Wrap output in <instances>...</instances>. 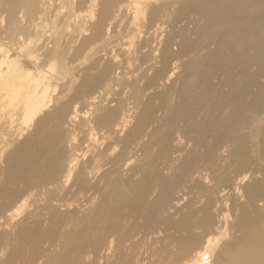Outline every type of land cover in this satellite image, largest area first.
I'll list each match as a JSON object with an SVG mask.
<instances>
[{
    "label": "bare ground",
    "instance_id": "6f19581e",
    "mask_svg": "<svg viewBox=\"0 0 264 264\" xmlns=\"http://www.w3.org/2000/svg\"><path fill=\"white\" fill-rule=\"evenodd\" d=\"M112 1L105 0L102 10L113 7ZM119 2L124 4L115 6L114 17L149 10L143 30L131 34L144 37L137 43L138 52H146L137 77L126 76L120 51L127 53L122 46L128 39L122 35L127 40L115 36L102 65L93 61L79 82L66 80L54 96L25 77L27 66L17 69L23 62L16 65L11 52L4 50L13 63L0 56L6 66L0 65V150L4 135L16 142L3 177L18 182L31 170L36 178L25 186L27 196L17 209L38 204L42 191L75 194L80 215L71 219L51 264H73L70 252L98 264H264V0ZM176 4L177 26L203 19L196 38L185 30L180 36L165 32ZM93 35L89 40L97 39ZM34 184L38 191H29ZM52 200L47 206L69 212L63 198ZM21 234L36 242L38 233L24 225Z\"/></svg>",
    "mask_w": 264,
    "mask_h": 264
},
{
    "label": "rangeland",
    "instance_id": "374dc122",
    "mask_svg": "<svg viewBox=\"0 0 264 264\" xmlns=\"http://www.w3.org/2000/svg\"><path fill=\"white\" fill-rule=\"evenodd\" d=\"M104 1L105 0H0V56H1V54L2 55L5 54L4 57L7 58L5 60H7L8 62L11 61L13 63L12 60L14 59L13 58V55H14L15 56V59H14L15 64H16L17 59L22 60V61L17 60L18 63L16 65H18L19 67H20L19 62H23V63H21V67L20 68L17 67V69L22 70V68H25L26 66L27 67L29 66L30 69L26 67L24 70L25 72L21 71V73L27 72L26 76L24 73L21 74L19 72V74H21L22 76L24 75L27 79L33 78V79H35L34 81H37V82L40 81L39 84L40 85L44 84V87L48 91V92L46 91L48 93V95L50 93V94H52V96H54V95H56V92L59 93L62 90L61 85H62V87H64V85L66 86V84H64V83H66L67 81L70 82V80L73 77L76 79L78 77V82H79V80L81 78L80 76L82 74H84V71L85 70L90 71L88 68L92 67V66H90V64L93 65L92 64L93 61L99 59L100 65H102L108 59L103 55V52L107 51L110 48L112 49L114 47V44H116L115 40L122 39L125 41V39L127 38L128 41H125L126 45L123 43L124 41H119V42H121L122 44L125 45V46L121 45L122 47H124V48H122V50H124L125 53L127 52L126 54H129V55L126 56V54H124V53H122V51H120V54L121 55L123 54V56H121V55L120 56L123 57V59L125 60V62H123V64H124L123 66L124 67L126 66V69L124 68L125 72L128 73L126 76L127 77H137L138 73H137L136 68H138L140 66L141 60L144 59L145 55L142 56V54H146V52L143 53V51L142 52L139 51L140 53L138 52V44L137 43H139L144 37L141 36L138 39L136 36H134V37L131 36V34L134 31L136 33L135 35H139L137 32V29L143 30L141 28L143 25L146 24V22L148 20L147 14H148L149 10L146 9L144 11H134V9H130L129 11H126L128 13L123 12L120 15H117V17H114L117 14V12H116L114 15V9H118L116 7L121 6L124 3L119 2V0H117V1L114 0V1H112V4L114 6L111 7V4H110L109 9L107 11H105V10L103 11L102 7L104 4ZM119 3H121V5ZM178 8H181V4H176L175 7L173 8V11L169 17V24H168L169 26H167L165 32L167 30H168L167 32H172V31L178 32L177 35L180 36V34H181L180 32H183V30H185V32L187 31L186 32L187 34L189 32L190 37H193L192 39L196 38V34L194 32H197V34L200 33L199 30L201 31L202 23H204V21H202L203 19L198 20V21H200V23L197 22L195 24L193 22V24L192 23L189 24L190 26L189 25L177 26V21L180 20L179 19V14H180L179 10L180 9L178 10ZM61 10H62V12H61ZM131 10H133V11H131ZM130 12H133V14H130ZM191 13H192L191 11L188 12L186 14V16H188V14L190 15ZM129 14L131 15L132 18L130 17ZM103 15H105V18ZM102 19H104L103 23H102ZM171 19H173V20L171 21ZM97 24H99V26ZM101 24H103V26H100ZM194 24L196 26L197 25H199V26L196 27ZM193 25L196 28H194ZM133 26L135 27V29ZM100 27H103V28L100 29ZM126 27H127V30L125 29ZM180 27H182L183 29ZM189 27H190L191 31L188 29ZM192 27H193V29H192ZM121 31H124V32L129 31L130 33L125 32V34L123 33L125 35L124 36L123 34H121ZM96 32H98V33H96ZM112 32H114V33H112ZM115 33L118 34V36ZM92 34H94L93 38L97 37L96 40L93 39L95 41L91 40ZM96 34H97V36H95ZM121 35L123 37H126V36L127 37L125 39H123V37H120ZM98 36H101V37H98ZM106 36L109 37V39ZM115 36L117 37V39H115L116 38ZM82 37L85 38L84 40L86 42L82 39ZM118 37H120V38H118ZM135 37L137 38V40H135ZM71 38H72V40H71ZM89 38H91V39L89 40ZM63 40L65 43H63ZM80 40H82V43L80 42ZM90 41L91 42L93 41L92 45H91ZM111 41L114 42L113 46L111 45L112 44ZM101 42H103V43L105 42L106 44L110 43V46H109V44H107L108 47H106L107 45L103 44ZM84 43H86V44H84ZM99 43H101V47H99V45H100ZM73 44H75V45H73ZM81 44L84 47H81ZM85 45H87L88 48ZM89 46H91V47H89ZM127 46H128V49H127ZM50 47L51 48L53 47L52 49H54V50H52ZM68 47H69V49H68ZM77 47H79V48L81 47V49L82 48L84 49V50L80 49L82 54L80 51H78L79 49L78 50L76 49ZM92 47L94 49H95V47L99 48V51H98V49H95L94 51L91 49L92 50V52H91V50L89 48H92ZM74 49L77 50L78 54H80L79 57L80 56H83V57L78 58L77 54L75 55L76 51ZM87 49L91 53L88 52ZM105 49H107V50H105ZM4 50L6 51V53H9V52L12 53V55H10L11 53H9V56L11 58H13L12 60H10V61L8 60L9 56L6 55ZM83 52L85 55L83 54ZM114 52H116V51H114ZM115 54H117V52ZM102 56H104L105 59H103ZM2 60H3L2 57H0L1 62H2ZM7 61H6V63H7ZM69 61H71V62H69ZM2 63L0 65H2ZM6 63H5V65H6ZM24 63H25V65H23L24 66L23 67L22 64H24ZM11 65H12L11 63H10V66L8 65V67L10 69L14 66V65L13 66H11ZM84 66H86L85 68H87V69H85ZM2 67L4 68L3 65H2ZM5 69H6V66H5L4 70ZM26 69H28L30 72H28ZM80 69H82V71ZM4 70H3V72H4ZM181 70H182V68L179 70V73H178L179 75H180V73L182 74ZM13 71H15V70H13ZM66 71H67V73H66ZM87 71H85V72H87ZM32 72L34 74H39L41 72H44L45 76H43V74H42V76L40 74L35 76ZM76 72H78V73H76ZM30 74L31 75L33 74L32 77ZM27 75H28V77H27ZM150 75H151V73H147L144 78L145 79L150 78ZM24 76L22 78H24ZM38 76H41V77H39L40 80L36 79V77H38ZM45 77L47 78L48 81L47 80L45 81V79H46ZM49 77H50V79H49ZM63 78H65V79H63ZM61 80H63V81H61ZM173 84H175V85H173ZM169 85L172 86V88H173V86L175 88V86H177V82H172V83L169 82ZM47 86H48V88H47ZM74 88H75V86H74ZM130 90L131 89L126 88V91H125L126 94L129 92L131 94L134 93L133 91H130ZM135 93H137V92L135 91ZM169 93H171V92H169ZM131 97L132 96L129 97L130 101L138 100V98L136 99L135 97H132V98ZM159 104H161L160 101H158V100L155 101V105L158 106ZM140 112H141V109H139L138 113H136V114L134 113L135 115L132 114L133 118L130 117V123H129L130 125L129 126H131L136 121V119H137L136 116H138ZM134 117H135V119H134ZM131 122H132V124H131ZM30 127L32 128V125ZM30 127L28 128L29 129L28 131H30V129H31ZM4 136L6 137L7 140L5 143H3L1 150H0V174H2V176L0 175V181H1L0 182V191H1L0 192V199H1L0 200V264H38L40 262L42 264H49V262H50V264H51V262L54 261L53 257L55 258L60 253V250H62V247L65 244V241H66L65 233H67V231H69V229L72 227L71 224H73L71 219L74 218L73 221H75V218L77 217V215H80L79 214L80 211L77 209L78 208L77 201L74 200L76 198V196L74 193H72L73 195L71 193L69 195L68 192L66 193L65 192L66 189L60 191L59 195H57V196L55 195L56 193H54V192L42 191L43 193L40 192V193H42V195H41L42 201H40L38 203L39 205L36 204L35 206L34 205L28 206V208L25 207L23 209H17V205L19 204V200H21L22 198L27 196V195L23 196L25 191H26V187H27L26 185L29 183L30 184L36 183V178H35V175L33 174V172L31 170H28L27 174H26L27 176L25 178H23L25 180H19L18 182H13V183L9 182V181L6 182L5 176L3 177L4 173L6 172V166L5 165H7V158L11 154L10 152H12L16 148V142H12L11 140H9V138L7 137V134ZM78 138L81 139V136H78V135L76 136V142H80V140ZM4 144L6 147L4 146ZM31 154L34 155L35 151L33 150V152H31ZM2 163H4V164H2ZM13 186H14V188H13ZM15 186H16V188H15ZM10 187H11V189H10ZM19 187H21V188L19 189ZM7 188H8V190H7ZM9 191H11V192H9ZM16 191H18V192H16ZM29 191L36 192V191H38V187L34 184V186ZM58 198H63L64 202L68 204V210H69L68 213L63 214L64 213L63 211H65V209L60 210L61 211L60 212L58 209L56 210V208H53L51 206L50 207L47 206V203L52 199H54L51 202L52 204L58 202ZM71 205H72V207L76 206L75 209H72ZM42 206L44 207V210H43ZM3 207H4V209H3ZM61 208H65V207H61ZM54 209H55V211H54ZM53 211H54V213H53ZM77 211L79 212L78 214H77ZM72 212H74V214L71 215L70 213H72ZM47 213L48 214L50 213V214L48 215ZM58 213L60 216H58ZM54 214L57 215L58 217L52 216ZM73 215H74V217H73ZM33 216H35L36 218ZM45 216L47 217L48 221H46L47 219ZM64 216L66 219L64 218ZM68 216H70V217H68ZM27 217L30 219H27ZM56 217H57V219H56ZM41 219H43V220L41 221ZM22 222H24V223H22ZM38 222H39V224H38ZM63 222L66 224L64 225ZM24 225H27V227L31 230H36V234L38 233L37 237L34 239V240H36V242L33 241L32 239L31 240L22 239L21 229H22V226H24ZM56 225H58V226H56ZM60 226L62 228H64V226H65L64 230H62V228ZM53 231H54V233H53ZM50 232H52V234ZM57 233H58V235H57ZM58 236H59V238H58ZM56 239H58V241ZM59 241H60V243H59ZM33 244L36 245V247ZM56 244H57V246H56ZM59 244H60V246H59ZM53 246H54V248H53ZM19 248L22 249L23 251L20 250ZM36 248L38 250H36ZM87 250H89V248ZM47 252L49 255L47 254ZM42 255H43V257H42ZM44 255H46V258ZM69 255L70 256L68 257V260H74L75 259L73 264H98L97 260L93 261L92 258H90V259L87 258L86 260H82V261L77 260L74 252H70ZM7 261L9 263H7ZM63 262H65V261H63ZM63 262H59L56 264H63Z\"/></svg>",
    "mask_w": 264,
    "mask_h": 264
}]
</instances>
